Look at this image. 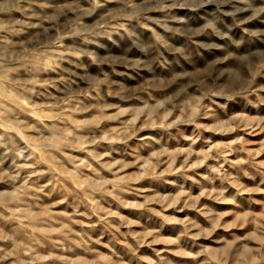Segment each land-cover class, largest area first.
<instances>
[{"label": "clouds", "instance_id": "obj_1", "mask_svg": "<svg viewBox=\"0 0 264 264\" xmlns=\"http://www.w3.org/2000/svg\"><path fill=\"white\" fill-rule=\"evenodd\" d=\"M181 261L264 264V0H0V264Z\"/></svg>", "mask_w": 264, "mask_h": 264}, {"label": "rangeland", "instance_id": "obj_2", "mask_svg": "<svg viewBox=\"0 0 264 264\" xmlns=\"http://www.w3.org/2000/svg\"><path fill=\"white\" fill-rule=\"evenodd\" d=\"M218 139H224L223 137H218ZM214 207L215 208H217V209H224V208H227V207H230V206H227V205H219V204H217V205H214ZM127 215H129V216H131V217H136L137 216V214L136 213H134V212H127L126 213ZM193 215H195V214H193ZM145 223L147 224L148 222L147 221H145ZM158 221L157 220H153L152 222H151V224H149L148 226H150V227H157L158 226ZM165 233L166 234H169V235H175L176 233H175V230L173 229V228H167V229H165ZM119 250L120 251H123V249L122 248H119ZM141 254L142 255H147V256H153L154 254L151 252V250H149V249H147V248H145V249H142L141 250ZM179 264H183V262L181 261V262H179Z\"/></svg>", "mask_w": 264, "mask_h": 264}]
</instances>
